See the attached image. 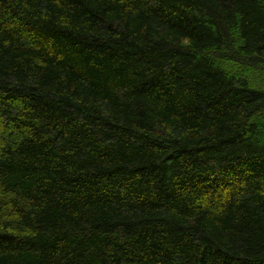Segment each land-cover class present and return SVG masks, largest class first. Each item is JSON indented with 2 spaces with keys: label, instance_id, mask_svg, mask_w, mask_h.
Returning <instances> with one entry per match:
<instances>
[{
  "label": "trees",
  "instance_id": "1",
  "mask_svg": "<svg viewBox=\"0 0 264 264\" xmlns=\"http://www.w3.org/2000/svg\"><path fill=\"white\" fill-rule=\"evenodd\" d=\"M0 264H264V0H0Z\"/></svg>",
  "mask_w": 264,
  "mask_h": 264
}]
</instances>
